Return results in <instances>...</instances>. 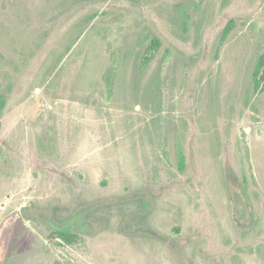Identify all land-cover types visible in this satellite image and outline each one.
<instances>
[{
  "label": "rangeland",
  "instance_id": "rangeland-1",
  "mask_svg": "<svg viewBox=\"0 0 264 264\" xmlns=\"http://www.w3.org/2000/svg\"><path fill=\"white\" fill-rule=\"evenodd\" d=\"M263 53L264 0H0V264H264Z\"/></svg>",
  "mask_w": 264,
  "mask_h": 264
},
{
  "label": "trees",
  "instance_id": "trees-1",
  "mask_svg": "<svg viewBox=\"0 0 264 264\" xmlns=\"http://www.w3.org/2000/svg\"><path fill=\"white\" fill-rule=\"evenodd\" d=\"M232 28H233V22L231 21L229 22L223 33L222 42L231 32ZM115 73H116V66L110 65L107 68L106 73L104 75L105 87L108 94L111 92L112 81L115 76ZM253 83H254L255 91L264 92V53L260 57L259 62L257 63V66L254 70ZM6 100H7L6 96L0 93V116L4 109ZM177 157H178V169L179 171H183L185 167L184 155L182 154V152L178 151ZM53 235H55L57 239H59L60 241L66 244H73L77 239L75 234L66 231H56L54 232Z\"/></svg>",
  "mask_w": 264,
  "mask_h": 264
},
{
  "label": "flooded vegetation",
  "instance_id": "flooded-vegetation-1",
  "mask_svg": "<svg viewBox=\"0 0 264 264\" xmlns=\"http://www.w3.org/2000/svg\"><path fill=\"white\" fill-rule=\"evenodd\" d=\"M63 231H65V230H63ZM67 232V231H66Z\"/></svg>",
  "mask_w": 264,
  "mask_h": 264
}]
</instances>
